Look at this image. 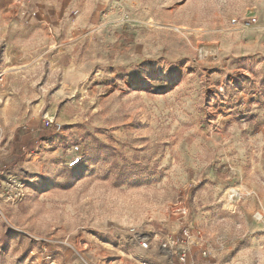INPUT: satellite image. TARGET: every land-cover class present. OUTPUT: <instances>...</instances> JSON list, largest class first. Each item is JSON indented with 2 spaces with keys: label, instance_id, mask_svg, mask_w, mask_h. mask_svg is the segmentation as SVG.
Listing matches in <instances>:
<instances>
[{
  "label": "rangeland",
  "instance_id": "374dc122",
  "mask_svg": "<svg viewBox=\"0 0 264 264\" xmlns=\"http://www.w3.org/2000/svg\"><path fill=\"white\" fill-rule=\"evenodd\" d=\"M1 171L0 264H264V0H0Z\"/></svg>",
  "mask_w": 264,
  "mask_h": 264
},
{
  "label": "built area",
  "instance_id": "2783aa9c",
  "mask_svg": "<svg viewBox=\"0 0 264 264\" xmlns=\"http://www.w3.org/2000/svg\"><path fill=\"white\" fill-rule=\"evenodd\" d=\"M79 161V158H75L71 162V166L75 165ZM4 171L0 172V198H3L6 202L10 204H16L21 202L26 197V189L25 185L22 181L12 178L6 177L3 178ZM171 212L173 216H176L179 221L180 226V239L178 243V248L173 249L172 255L177 256L180 261H184L187 258L189 253L190 245L192 244L191 234H190V226L187 221L188 208L184 202L177 201L172 204ZM158 234L146 235L141 239L143 241L141 246L143 248H149L150 242L152 239L158 238ZM174 242L170 237L164 239V242L161 244V248L168 249L167 252L172 248ZM170 246V247H169ZM33 253V252H32Z\"/></svg>",
  "mask_w": 264,
  "mask_h": 264
},
{
  "label": "bare ground",
  "instance_id": "6f19581e",
  "mask_svg": "<svg viewBox=\"0 0 264 264\" xmlns=\"http://www.w3.org/2000/svg\"><path fill=\"white\" fill-rule=\"evenodd\" d=\"M161 251V250H160ZM164 255H166V253L165 252H163V251H161ZM168 254V253H167Z\"/></svg>",
  "mask_w": 264,
  "mask_h": 264
}]
</instances>
